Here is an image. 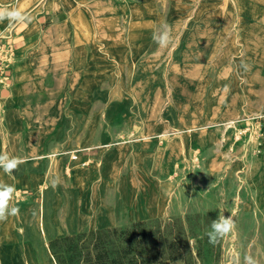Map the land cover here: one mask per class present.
I'll use <instances>...</instances> for the list:
<instances>
[{
    "label": "rangeland",
    "instance_id": "374dc122",
    "mask_svg": "<svg viewBox=\"0 0 264 264\" xmlns=\"http://www.w3.org/2000/svg\"><path fill=\"white\" fill-rule=\"evenodd\" d=\"M73 1L77 10L84 0ZM117 1L119 11L112 19L89 14L93 32L73 9L59 7L54 15L38 16L39 29L61 21L74 35L69 57L55 73L51 60L41 64L44 48L36 36L28 51H18L16 92L33 94L26 105L40 108L32 116V106L24 105L28 127L17 144V157L24 162L3 181L16 190L11 205H23L14 216L21 247L6 244L13 241L11 231L6 220L0 221V264H44L39 224L50 218L38 222L42 198L32 189L17 193L16 178H30L43 162L49 207L62 220L67 192L74 188L67 168L74 160L86 177L85 185H79L80 198L99 201L115 223L56 239L86 234L93 244L100 231H126L141 223L151 237L141 246L152 254L163 252L166 264H246V256L264 264V98L256 93L264 89V31L242 18L235 0ZM250 1L264 10V0ZM111 21L119 35L97 36ZM163 25L173 37L167 47L153 40ZM3 27L0 36L9 26ZM39 81L36 93L26 89ZM43 109L55 111L39 123ZM82 114L93 125L89 147L80 145ZM230 114L236 129L228 125ZM13 136H8L10 145ZM4 137L0 132V142ZM117 143L119 174L105 182L96 176L86 184L103 174ZM1 145L0 153H5ZM53 156L64 164L60 175L49 165ZM151 200L154 206H147ZM220 214L232 216L236 228L210 244L207 233ZM105 240L113 242L114 236ZM51 241L46 242L48 252L44 249L48 262L57 264ZM82 241L74 242L78 250ZM63 244L59 250L65 264H77V256Z\"/></svg>",
    "mask_w": 264,
    "mask_h": 264
},
{
    "label": "crops",
    "instance_id": "0c3cea01",
    "mask_svg": "<svg viewBox=\"0 0 264 264\" xmlns=\"http://www.w3.org/2000/svg\"><path fill=\"white\" fill-rule=\"evenodd\" d=\"M57 1L59 4V7L60 8L62 7V9H64L62 5V0H57ZM15 2L16 0H12L10 6L8 7L5 4V2L0 1V6H4L9 9H14ZM24 2L25 4H28V5H26V8H24V10H22L21 12L31 17L30 23H26V24L13 23L12 26H9V22L7 20L0 22V34H2L1 25L4 26L3 28L9 26L8 28H5L6 31L4 33V36L10 32L11 36L14 38V43H15V48H16V61L13 66V73H12V79H11V85H10L11 91H9L10 87L9 88L0 87V132L6 134V137H4L3 142L1 141L0 143L2 144L1 146H4L5 153H7L10 156H15V157L18 156L17 155L18 154L17 144L21 140L20 139L21 135L19 136V134H22L25 131L26 127H28V116L24 108V105H26L25 101L28 100L27 97H30L33 95V94H30L24 97L22 94H18L16 92V87L13 81V74H14V69L19 61L18 51L20 50L28 51V49L33 45V42L35 41L36 33L35 32L31 33L29 30L33 26H36L39 28V25H38L39 17L38 16L41 14L42 15H54L58 11V9L46 7V0H25ZM39 31H42V30L39 29ZM84 49H85V45H84ZM85 55L87 56L86 49H85ZM26 106L29 109L32 106L31 108L32 116H33V112H36L37 114V111L33 105L27 104ZM52 111H55V110H50V109L41 110V114L38 117L40 118L38 119L39 123L42 121V118H48L49 116H51ZM80 117H81V121L83 122L81 126L84 129V133L80 138V145L83 147H89L90 143L92 142L93 125L87 124L86 122L83 121L85 117L84 114H82ZM35 124H38V123L35 122ZM12 132L15 133V136H13L12 145H10L8 136ZM117 144L121 145V143H117ZM114 146H116V144ZM100 162H101V159H100ZM46 164L48 165V163L45 162V167L47 166ZM76 164H77V161L74 160V161H71L67 167V168H70V176H71V180L74 185V188L69 189L67 192L68 199L65 201L64 206H63L62 220L60 216L55 212V210L49 207L50 192L44 180L43 162L39 163L38 165L36 164V166L34 167L35 172L33 171L30 172V175H31L30 178L24 177V176H22L21 178H19L18 176L16 178L17 186L19 188L17 193H20L23 190L32 189L36 193L40 194L42 198V202L39 207L38 222L42 218V216L44 217L46 207L48 211L50 212V217H48L50 218V220H48L49 223L43 226L39 224V227H40L39 230H40L41 235L43 236L41 246L43 245L46 246L47 241H51L53 239L62 237L67 234L78 233L83 230L92 229V228H96V229L106 228V227H110L114 225L115 223L114 215L109 210H106L105 206L104 207L100 206L101 204H99V201L92 200V199H89V201H87L86 199L82 200L80 198V196L83 194V189L78 184L77 175H83L84 177L85 174H82L81 172H79V169L77 168ZM93 164L95 163L92 162L90 166H92ZM49 165L51 169L53 170V172L57 173L58 175L64 172V169H65L63 167L64 164L63 162H61L59 157L53 156L51 161L49 162ZM146 165L148 166L149 164L146 163ZM96 176H97V179H99L102 182H105L107 180V178L103 177L101 173L99 172L94 176L92 180L86 182V184L92 182ZM7 178H9V174L5 173L2 169H0V182H3L4 179H7ZM46 192L48 193V199L45 202L44 197L46 196L45 194ZM74 195H76V198L80 201V212L81 214L86 215V220L81 230L69 231L66 227V219L69 216L70 205H71L72 198ZM20 197L22 201L25 200L24 195L21 194ZM22 205H23V202L18 201L17 203L18 208H20ZM54 216L56 218V221L53 220ZM101 217H104L106 220L103 221ZM14 220H15L14 216H9L6 219V227L7 229H9V231H11V238L13 239V241L6 243V244L12 245V246L16 245L18 247L19 246L21 247V244L19 241V235L15 229ZM56 224H58L61 227L62 233L60 234L55 233ZM46 226L50 227L53 231L49 237H46L44 233V228ZM2 244L3 243H0V245ZM46 249H47V246H46ZM47 252H48V249H47Z\"/></svg>",
    "mask_w": 264,
    "mask_h": 264
},
{
    "label": "bare ground",
    "instance_id": "6f19581e",
    "mask_svg": "<svg viewBox=\"0 0 264 264\" xmlns=\"http://www.w3.org/2000/svg\"><path fill=\"white\" fill-rule=\"evenodd\" d=\"M0 1L5 2V4L9 7L12 0H0ZM24 1L25 0H16V2L14 4V7H15L14 9H17L19 11L24 10V6L28 5V4H25ZM235 2H236L237 11L239 12V14H241L242 18L246 21H251L253 23L254 27H258L259 31H264V10L262 8H260L257 4H254L253 2H251L250 0H235ZM26 3H28V2H26ZM62 5H63L65 10H66V8L67 9H73V11L76 9V5H75L73 0H62ZM46 7L58 9V7H59L58 1L57 0H46ZM64 9H62V10H64ZM118 11H119V5H118L117 0H84L81 3V6L77 10H75V12H76L75 16L79 15V16L83 17L87 21V25L90 27V29L93 32L92 26L90 24L89 14H91V16L93 18H97L101 15H106L109 19H112V15H115ZM59 23H54L53 25L50 24L51 25L50 27H48L47 29L42 30V31H39V28L36 26H33L31 28L32 33H34V32L36 33L35 36L38 38V42H39L40 46L44 48V53H42V55L40 56L41 64H45L48 60H51L52 71L54 73L56 71H58V68L61 67L64 62L67 61V59L69 57V53H70V48L72 47V44L74 42V35H73V33H71V31L69 32L70 26L67 25L64 27L63 24H59ZM110 32L116 36L119 35L118 31H117V26L113 21L104 23L103 29H101V31L97 34V36H99L101 38H108L110 36L109 35ZM91 38H92V36L90 37V39ZM92 42H93V40L91 42H89V43H91V47L93 44ZM254 45H256V43ZM250 52L257 53L254 50H252ZM176 68H178V67H176ZM197 69H195V71ZM221 72H222V70H221ZM225 74L226 73H224L223 75H225ZM41 84H42V81L30 82L26 85V89L29 91L33 90L36 93V91L39 90V85H41ZM45 93H47V92H45ZM256 93L259 95L260 99L264 98V89L263 90H257ZM156 107H155V109H156ZM39 108H40V105H37L36 109L38 110ZM151 118H153V117H151ZM46 122H48V121H46ZM227 122H228V125L230 126V128L236 129V122H235V120H233V115L230 116V118ZM237 130H239V129H237ZM258 131H259V129H258ZM120 147H121V145L116 144V146L113 147V150L110 151L111 154H109V155L111 157L106 158L107 166H106L105 170L103 171L102 176L107 178V179H113L119 174V171H120L119 159L117 156H119V154H120L119 153ZM136 163L138 164V166L141 163L140 158H139V153L136 154ZM131 171H133V170H131ZM133 175H134V173H133ZM85 180H86L85 176L83 177V175H77V181H78L79 185H81V186L85 185ZM141 195H142V193H141ZM120 196H121V194H120ZM146 197H147V194H146ZM47 199L48 198H46V200ZM147 206H151V207L154 206L153 200H151L150 202H147ZM46 210H47V207L45 209L44 217L48 218V217H50V213L46 212ZM101 218L103 221L106 220L104 217H101ZM46 220H48V219H46ZM53 220L56 221L55 216L53 217ZM85 220H86V215L81 214V212H80V201L75 196L72 198V202L70 205V213L66 219V227L69 231L81 230ZM52 232L53 231L50 227L46 226L44 228V233H45L46 237H49L52 234ZM55 233L56 234L62 233V229L58 224H56ZM40 256H41V259H42L44 264H50L48 262V259L46 256L44 245L41 246V248H40ZM20 257L22 258V256H20Z\"/></svg>",
    "mask_w": 264,
    "mask_h": 264
},
{
    "label": "trees",
    "instance_id": "16d2710c",
    "mask_svg": "<svg viewBox=\"0 0 264 264\" xmlns=\"http://www.w3.org/2000/svg\"><path fill=\"white\" fill-rule=\"evenodd\" d=\"M141 226L142 224L138 223L126 231H100L93 244L87 241L86 234L55 239L50 242V249L57 264H65L63 254L59 250L62 242L65 243L63 245L66 249H70L71 254L77 256V264L79 258L82 259L83 264H166V259H162L163 252L152 254L149 247L141 246L142 242L151 239L144 230L140 229ZM108 234L114 236L113 242L105 240ZM79 241H82L80 250L78 245L74 244Z\"/></svg>",
    "mask_w": 264,
    "mask_h": 264
},
{
    "label": "clouds",
    "instance_id": "9594fccd",
    "mask_svg": "<svg viewBox=\"0 0 264 264\" xmlns=\"http://www.w3.org/2000/svg\"><path fill=\"white\" fill-rule=\"evenodd\" d=\"M5 20L9 22V26H12L13 23H30L31 17L17 9L0 6V22ZM172 39L171 29L168 25H163L160 32L153 35L154 42L160 47H167L172 42ZM242 67L247 70L248 66L242 64ZM23 162L19 157L0 153V169L7 174H12ZM55 186V182H53V187ZM15 191L13 186L0 182V221L6 220L9 216L19 214V208L11 205ZM210 228L211 230L207 233L209 243L215 244L219 239L232 233L236 228V224L232 216L226 218L224 214H220L217 219L211 222ZM245 261L246 264H255V261L250 256H246Z\"/></svg>",
    "mask_w": 264,
    "mask_h": 264
},
{
    "label": "built area",
    "instance_id": "2783aa9c",
    "mask_svg": "<svg viewBox=\"0 0 264 264\" xmlns=\"http://www.w3.org/2000/svg\"><path fill=\"white\" fill-rule=\"evenodd\" d=\"M16 61L14 38L0 36V87L9 88L11 85L13 66Z\"/></svg>",
    "mask_w": 264,
    "mask_h": 264
}]
</instances>
